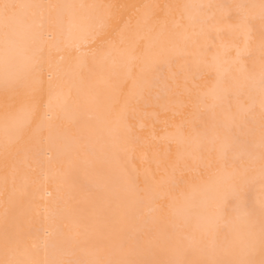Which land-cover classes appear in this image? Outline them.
Returning <instances> with one entry per match:
<instances>
[{
	"label": "snow or ice",
	"instance_id": "6c2138e0",
	"mask_svg": "<svg viewBox=\"0 0 264 264\" xmlns=\"http://www.w3.org/2000/svg\"><path fill=\"white\" fill-rule=\"evenodd\" d=\"M85 69L102 85L94 102L107 100L92 184L101 191L89 216L70 194L27 215L21 159L67 144ZM161 100L163 117L152 115L167 147L147 163L131 121ZM0 154V264H264V0H0ZM165 209L177 223L161 238L152 213ZM129 210L148 239L105 223L101 245L73 242L78 225Z\"/></svg>",
	"mask_w": 264,
	"mask_h": 264
},
{
	"label": "bare ground",
	"instance_id": "6f19581e",
	"mask_svg": "<svg viewBox=\"0 0 264 264\" xmlns=\"http://www.w3.org/2000/svg\"><path fill=\"white\" fill-rule=\"evenodd\" d=\"M33 2L102 5L109 3H140L144 2V0H33ZM160 2H166V0H160ZM84 11L101 10L86 9ZM41 40L48 42V37L45 35L41 37ZM217 43L219 44L220 42L217 41ZM206 44L207 40L202 39L201 45L205 46ZM61 55L62 53L57 52L54 49L52 52L53 62L61 63ZM184 59L185 58L183 57L178 58L173 64L170 71L179 72L180 65L184 63ZM81 75L83 76V80L80 79ZM101 88L102 85L99 84L95 77H91L86 69L82 73H78L77 77L73 80L72 83L71 95L72 101L77 106V115L74 120L66 121L61 129L62 133L67 134L69 138L67 144L62 145L58 148H54L50 152H44L39 155L29 156L26 159H21V178H18L17 181V198L24 206V211L27 215H35L37 210L35 206L47 205L50 208H55L61 204L62 200L67 199L69 194L71 195L70 206L78 213L89 216L92 212L90 205L97 197V194L96 197H94L92 193L95 194L97 190H99L98 192L101 191L100 188L96 187L95 189L97 190L93 192V180L103 170L102 165L97 159L99 155V149L103 141V125L97 120V116L106 112L107 100L104 97H99V105L94 102V98L97 97V94ZM160 104V107H157L155 109H148L146 115H144V113L139 114L133 121H131L132 135L137 133L135 135L140 137L143 141V147L136 149L135 156H137L138 158H142L147 163H151L153 159V152L157 147L161 149L167 147V141L162 140V137L164 135V133L161 131L162 126L159 123H156V117L152 115L153 112H156L161 115V118L163 117L164 101L161 100ZM86 116H88L89 118L91 117L90 119L92 120L86 118ZM86 120L88 121L86 122ZM89 121L90 123H88ZM84 123L89 124L87 125L88 127L86 129ZM95 147H98V149H96ZM91 149L96 150V155L93 154ZM173 150H175V145H173ZM85 160L91 162L89 169L88 167H86V165H84ZM92 163H95L94 165L96 166H94ZM121 163H123V161H121ZM100 166L101 168H99ZM78 171L79 173H77ZM3 176L4 161L2 154H0V205H2L3 202ZM80 176L83 177L81 178ZM88 178L91 180H89L91 186L89 188H92L93 191L92 189H87H89L91 192L86 190L85 188L83 189V183L86 184L84 180L87 181ZM37 184L42 186L39 191H36ZM173 195L179 196V193H173ZM78 205L81 207H79ZM128 212L125 215V213L122 211L114 216H110L107 220H105L103 217L97 219H89L87 225H78L72 230L70 234L74 238L73 242L84 248H91L96 245H101L103 241L100 238L99 229L105 223H107L109 227L116 231L125 232L128 234L130 233L131 235H134L132 234L133 232L137 233L138 231L146 234V227L135 221V218L133 217L135 215L134 212H132L131 210ZM160 214H164L163 217H161ZM152 215L154 217L155 224L158 223V225L161 226L163 224L166 225L165 227L162 226L161 228L159 226L160 229H158V227L156 228V224V235L163 238L171 234L175 230L173 225H176L175 223H177L176 218L172 216L167 209H165L162 213L157 210L153 212ZM159 218H164V221L162 219L160 220ZM131 219L132 221L133 219L135 221V223L133 221V223L135 224H133V227L131 224ZM169 219L172 221L170 222ZM138 225H141V227H139ZM129 226L132 228L130 229ZM133 229H135V231H129ZM65 231L67 232V229H65ZM139 235L140 234H137V236ZM140 236L144 239H148V236Z\"/></svg>",
	"mask_w": 264,
	"mask_h": 264
},
{
	"label": "rangeland",
	"instance_id": "374dc122",
	"mask_svg": "<svg viewBox=\"0 0 264 264\" xmlns=\"http://www.w3.org/2000/svg\"><path fill=\"white\" fill-rule=\"evenodd\" d=\"M162 101H163V100H162ZM141 114H142V113H141ZM100 115H101V114H100ZM144 115H146V114L144 113ZM86 118H89V117L86 116ZM90 118H91V117H90ZM90 118H89V119H90ZM90 120H92V119H90ZM87 121H88V120H86V122H87ZM84 122H85V120H84ZM88 123H90V121H89ZM88 123H86V124L84 123V124H85V129L88 127V126H87V125H89ZM135 131H136V130H135ZM135 134H137V133H135ZM135 134H134V135H135ZM135 136H136V135H135ZM96 145H97V144H96ZM93 148H94V147H93ZM95 148L98 149V147H95ZM95 162H96V161H95ZM97 163H98V162H97ZM92 164H93V163H92ZM94 164H95V163H94ZM94 164H93V165H94ZM84 165H85V164H84ZM80 166H81V165H80ZM94 166H96V165H94ZM97 166H98V165H97ZM83 168H84V166H83ZM91 168H92V167H91ZM99 168H101V166H100ZM78 169H79V168H78ZM88 169H89V167H88ZM95 169H96V168H95ZM79 170H80V169H79ZM86 170H87V169H86ZM93 170H94V169H93ZM96 170H97V169H96ZM83 171H84V170H83ZM83 171H82V174H83ZM97 171H98V170H97ZM77 173H79V171H78ZM87 174H88V173H87ZM93 176H94V175H93ZM80 177L82 178L83 176H80ZM80 177H79V179H80ZM89 180H90V179L88 178V180H87L88 182L84 180V182H86V184L83 183V189L85 188V189L88 190V191H90V190L92 189V188H89V187H91V186H90V182H89ZM90 181H91V180H90ZM81 182H82V180H81ZM91 183H92V182H91ZM92 187H93V186H92ZM87 188H89L90 190L87 189ZM93 188H94V191H93V189H92V191L95 192L97 189H95L96 187H93ZM98 191H99V190H97V192H96L95 194L92 193L94 197H96V194H97V195L99 194ZM90 192H91V191H90ZM90 195H91V193H90ZM78 206H79V205H78ZM83 206H84V204H83ZM79 207H81V206H79ZM86 208H87V207H86ZM81 210H82V209H81ZM79 211H80V210H79ZM129 211H130V210H129ZM132 212H133V211H132ZM159 212H161V211L159 210ZM128 213H129V212H128ZM161 213H162V212H161ZM130 214H131V213H130ZM163 215H164V214H163ZM163 215L160 214L161 217H163ZM131 216H132V215H131ZM134 216H135V215H134ZM134 216H133V217H134ZM165 216H166V215H165ZM167 216H168V215H167ZM129 217H130V215H129ZM129 217H128V218H129ZM128 218H127V219H128ZM167 218H169V217H167ZM96 219H97V218H96ZM129 219H130V218H129ZM159 219H160V220L162 219V220L164 221V218H159ZM172 219H173V218H172ZM169 220H170V219H169ZM129 221H130V220H129ZM133 221H134V219H133ZM133 221H132V219H131L132 227H133V224L135 223V221H134V223H133ZM158 221H159V220H158ZM158 221H157V222H158ZM171 221H172V220H170V222H171ZM176 221H177V220H176ZM174 222H175V220H174ZM163 223H164V222H163ZM168 223H169V222H168ZM131 224H130V226H131ZM139 224H140V223H139ZM156 224H157L156 228L158 227V229H160L162 226H164V227L166 226V225H164V224H163L162 226H161V225H158V223H156ZM156 224H154V227H155ZM161 224H162V223H161ZM175 224H176V223H175ZM134 225H135V224H134ZM169 225H170V224H169ZM130 226H129V227H130ZM136 226H137V225H136ZM138 226H139V225H138ZM159 226H160V228H159ZM170 226H171V225H170ZM132 227H130V229H131ZM139 227H141V225H140ZM168 227H169V226H168ZM173 227L175 228V225H173ZM134 228H135V227H134ZM166 228H167V227H166ZM171 228H172V227H171ZM127 229H128V228H127ZM140 229H141V228H140ZM158 229H157V230H158ZM172 229H173V228H172ZM138 230H139V229H138ZM138 230H137V231H138ZM127 231H128V230H127ZM129 231L132 232V231H135V229H133V230H129ZM129 231H128V232H129ZM169 231H170V230H169ZM169 231H168V232H169ZM171 231H173V230H171ZM129 234H130V233H129ZM132 234H134V235L136 234L135 236H137V234L148 236V235H146L147 233L144 234V233H141V232H139V231H138L137 233H134V232H133ZM130 235H131V234H130ZM134 235H133V236H134ZM140 235H139V236H140ZM140 237H141V236H140ZM94 243H95V242H94ZM97 244H98V242H97ZM89 247H90V246H89Z\"/></svg>",
	"mask_w": 264,
	"mask_h": 264
}]
</instances>
